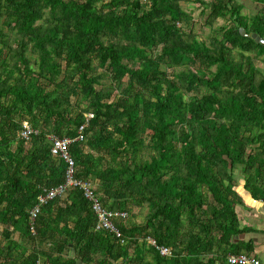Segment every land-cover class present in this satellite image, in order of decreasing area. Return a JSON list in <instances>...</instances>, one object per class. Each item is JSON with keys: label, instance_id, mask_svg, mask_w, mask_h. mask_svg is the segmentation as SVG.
Returning a JSON list of instances; mask_svg holds the SVG:
<instances>
[{"label": "trees", "instance_id": "16d2710c", "mask_svg": "<svg viewBox=\"0 0 264 264\" xmlns=\"http://www.w3.org/2000/svg\"><path fill=\"white\" fill-rule=\"evenodd\" d=\"M181 1L0 0V264H230L248 251L231 241L246 229L234 169L264 197V72L253 64L264 63V0L251 18L238 0H192L208 25L228 21L207 42ZM81 125L74 177L125 213L113 219L123 242L95 229L77 187L30 220L68 165L47 135Z\"/></svg>", "mask_w": 264, "mask_h": 264}, {"label": "built area", "instance_id": "2783aa9c", "mask_svg": "<svg viewBox=\"0 0 264 264\" xmlns=\"http://www.w3.org/2000/svg\"><path fill=\"white\" fill-rule=\"evenodd\" d=\"M141 2H146V0H140ZM91 114H85L86 117H90ZM86 124V123H85ZM21 129L18 132V137L24 140H29L32 135L37 133V130L33 128L28 120H21ZM84 125L79 126L77 129V134L75 137H58L53 134L47 135L50 142V153L54 156H61L66 162L67 169L65 174V179L62 183L57 184L53 187L45 188L38 196L37 202L30 210V220L34 221L40 206L45 204L48 200L55 198L56 196H61L65 193L69 187H77L84 198L89 202L92 211L96 216L95 229L96 230H107L114 233L119 242H123L121 234L114 224V217L117 215L124 216L125 213L119 210H111L103 206L99 200V194L96 192L95 182H90L82 179H77L74 177V160L69 153V145L73 140L82 139V130ZM32 228V226H31ZM149 241L155 245L154 239L149 238ZM160 254L165 255L170 252L169 247L161 245L157 246ZM227 261L230 264H264V262L259 259L250 256L245 253H229L227 255Z\"/></svg>", "mask_w": 264, "mask_h": 264}, {"label": "crops", "instance_id": "0c3cea01", "mask_svg": "<svg viewBox=\"0 0 264 264\" xmlns=\"http://www.w3.org/2000/svg\"><path fill=\"white\" fill-rule=\"evenodd\" d=\"M242 180L240 177L239 182L237 181V190L234 187L241 200L235 204L234 211L240 226H245L246 229L234 235L231 241L235 245L248 244V251L240 253L264 262V197H252L249 191L244 189Z\"/></svg>", "mask_w": 264, "mask_h": 264}, {"label": "rangeland", "instance_id": "374dc122", "mask_svg": "<svg viewBox=\"0 0 264 264\" xmlns=\"http://www.w3.org/2000/svg\"><path fill=\"white\" fill-rule=\"evenodd\" d=\"M206 1H209V0H205V2ZM238 2L243 4L242 13L247 14L249 18H251L253 16L255 11H258L257 9H259V6H260L254 0H238ZM181 6L184 8V10H186L187 12H189L192 15L193 20L195 22L193 27H194V31L196 32V36H197L198 40H204L205 42H207L208 36L210 35V33H212L211 27H213V26L215 27L217 25H221L224 23L228 24V21L225 20L224 18H217L212 26L205 23L206 22L205 18H206V15L208 13L207 5L203 6V4H199L198 2L192 1V0H185V1L183 0V1H181ZM253 64L259 70L264 72V63L261 62L259 59H254ZM105 82L108 83L109 80H105ZM22 120L27 121V117H24ZM234 172H235V179L239 182V177H238V176H240L239 168L234 169ZM234 187L237 190L238 184ZM204 191H205V189H204ZM205 194L207 195L206 191H205ZM145 212H147V208L143 207L142 213H139L137 216L138 221L143 220ZM12 238H13L14 243H16V242L20 243L21 237H20V234L18 232L15 233ZM169 249H170V247H169ZM209 257H210L209 254L201 255V258H203L204 261H206Z\"/></svg>", "mask_w": 264, "mask_h": 264}, {"label": "clouds", "instance_id": "9594fccd", "mask_svg": "<svg viewBox=\"0 0 264 264\" xmlns=\"http://www.w3.org/2000/svg\"><path fill=\"white\" fill-rule=\"evenodd\" d=\"M85 114H89V113H85ZM90 116H92V114Z\"/></svg>", "mask_w": 264, "mask_h": 264}]
</instances>
